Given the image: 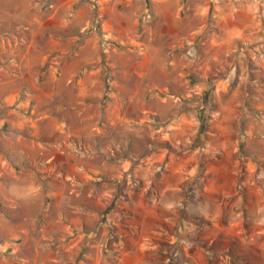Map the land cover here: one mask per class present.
<instances>
[{
    "label": "rangeland",
    "instance_id": "rangeland-1",
    "mask_svg": "<svg viewBox=\"0 0 264 264\" xmlns=\"http://www.w3.org/2000/svg\"><path fill=\"white\" fill-rule=\"evenodd\" d=\"M0 264H264V0H0Z\"/></svg>",
    "mask_w": 264,
    "mask_h": 264
},
{
    "label": "crops",
    "instance_id": "crops-1",
    "mask_svg": "<svg viewBox=\"0 0 264 264\" xmlns=\"http://www.w3.org/2000/svg\"><path fill=\"white\" fill-rule=\"evenodd\" d=\"M209 196H211V195L209 194ZM118 217H119L118 215H113L112 216L113 219H118Z\"/></svg>",
    "mask_w": 264,
    "mask_h": 264
}]
</instances>
